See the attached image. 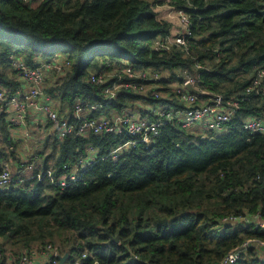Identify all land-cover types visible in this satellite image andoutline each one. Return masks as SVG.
I'll use <instances>...</instances> for the list:
<instances>
[{
  "label": "trees",
  "instance_id": "1",
  "mask_svg": "<svg viewBox=\"0 0 264 264\" xmlns=\"http://www.w3.org/2000/svg\"><path fill=\"white\" fill-rule=\"evenodd\" d=\"M162 2L0 0V86L8 93L21 87L13 58L34 67L62 52L69 64L61 71L45 67L41 87L70 119L76 98L103 105L88 117L110 110L145 113L143 106L132 107L136 100L183 106L169 85L186 75L205 91L201 98L238 100L224 131L202 135L165 123L150 143L123 149L116 160L108 154L125 139L120 134L71 132L59 143L55 133L50 142L44 138L51 152L34 154L39 161H17L20 168L31 163V170L15 172L0 188V248L8 242L41 249L50 242L68 250L65 264H209L249 239L264 241V228L253 222L224 220L264 218V132L241 126L247 116L264 118V87L245 93L255 71L264 69V0H168L188 16L187 52L176 44L153 48L171 32V22L154 10ZM96 55L101 59L94 70L127 62L157 71L162 95L127 87L106 101L103 90L116 75L90 82L86 67ZM85 144L94 147L95 159L78 168L79 178L65 187L49 182L47 168L54 176L67 172ZM14 152L2 113L0 170ZM232 264H264V252L249 246Z\"/></svg>",
  "mask_w": 264,
  "mask_h": 264
},
{
  "label": "built area",
  "instance_id": "2",
  "mask_svg": "<svg viewBox=\"0 0 264 264\" xmlns=\"http://www.w3.org/2000/svg\"><path fill=\"white\" fill-rule=\"evenodd\" d=\"M34 2L36 0H24ZM177 17V30L170 32L168 35L159 37L155 40L153 48L168 49L172 44L180 45L181 48L188 51L187 35L188 16L182 10H175ZM124 63V62H123ZM13 66L17 70V79L21 82V87L13 93H8L7 89L0 86V110L5 114L7 122L15 127L23 136L27 138L31 128L29 124L39 126L41 132L55 133V138L59 143L68 133H74L79 136H87L90 132H111L123 135L125 139L109 151V158L116 160L118 154L126 148L134 147L137 143L148 144L159 132L161 125L175 122L180 126L192 130L197 126H202L206 131L221 132L226 130L232 121L235 110L238 107V100L231 99L229 103L223 101L220 94L214 95L213 98L202 103L201 96L188 91L185 88L186 83L196 86V78L186 75L180 87H176L178 99L183 102V106L173 107L166 104H152V117H139L134 110L115 111L112 115L101 117H88L84 112L90 109H97L103 106L99 103H87L76 98L73 105L72 118L66 112L60 111L57 101L43 92L41 87L44 80L45 67L54 68L61 71L69 61H52L49 64L42 62L38 66L29 67L19 58H13ZM112 66H114L112 68ZM116 75L110 85L106 86L104 96L106 101L113 98L118 91L130 87L134 91L160 97L161 88L157 82L159 74L157 71L146 69H134L127 62L124 66L111 65L109 70H94L89 72L88 80L94 83H102L107 78ZM139 79L140 81H131ZM264 87V69H257L249 84L245 87V93L258 91ZM203 91V90H202ZM205 92V91H204ZM204 96V95H203ZM34 113V123L30 119L29 113ZM242 128L249 133L264 132V118L257 116H247L242 120ZM32 129V128H31ZM45 134V133H44ZM84 153L77 156L76 161L71 165L67 172L54 176L51 168H47L46 175L51 183H56L60 187L70 185L79 178L78 168L87 166L95 159V149L90 144L84 145ZM66 167V164L65 166ZM31 163L24 166V170L30 171ZM13 171L11 167L4 163L0 170V188L6 187L12 181ZM22 176H17L16 180L20 181ZM37 179H41V174L36 173ZM15 181V180H14ZM257 214L236 217L230 215L224 220L235 221L237 219H250L253 221ZM252 218V219H251ZM257 221V220H256ZM256 226L264 228V219H259L254 223ZM258 240V239H257ZM260 243L264 241L258 240ZM239 246L230 249L218 262L209 264H232L236 261ZM57 245L46 242L43 247H30L18 251L13 256L4 254L0 250V264H58L59 256L62 254ZM9 255V256H8ZM84 255V254H83ZM75 260L74 264H79Z\"/></svg>",
  "mask_w": 264,
  "mask_h": 264
},
{
  "label": "crops",
  "instance_id": "3",
  "mask_svg": "<svg viewBox=\"0 0 264 264\" xmlns=\"http://www.w3.org/2000/svg\"><path fill=\"white\" fill-rule=\"evenodd\" d=\"M161 1H163V2L162 3H155L154 10L157 12V15L159 17L166 19L169 22H171V32H175L177 30V17H176L175 9L173 8V6L171 4L167 3L168 0H161ZM51 60H54V61L57 60L58 61L61 59L58 57V54H57V55L53 56L51 58ZM159 86L161 88L163 85L159 84ZM169 86L180 87V83L173 82ZM205 101H207V100L202 98L201 100L198 101V103H202ZM138 106H143L145 108L144 110H147L143 114H141L139 111L136 112V110H134L139 117H152L153 116L151 103L144 102L142 100L134 101V103L132 104V107L136 108ZM114 112H115V110H110L109 112L108 111L107 112L102 111L99 115H97L95 117H97V118L101 117V116L107 117L108 115H112V113H114ZM2 113L3 112L0 110V114H2ZM85 114L87 115L88 111L83 113V115H85ZM34 116H35L34 113L31 111L29 113V117L31 120H33L34 123H37V122H35ZM3 117H4V120L6 121L9 134L13 138L14 146H15L14 157L13 156L9 157L8 160L4 163H7L11 167V170H12V167H14V169H15L14 173L15 172L25 173L27 170H24L23 167L20 168V165H18V163L20 164L24 160V158L31 157V156H34V158L36 160L38 159V161L40 159H42V158L35 156L34 154H37V152H39L40 150L46 149V144L50 140L47 143H45L44 138H47V137H44L45 134H42V133H46V132H41L40 127L38 128L39 130L36 127L32 128V130L35 133L34 136L29 135L27 138H25L23 136V133L19 134V131L17 129H15V127L12 124L10 125L9 123H7V119H6L4 113H3ZM29 125H30V127L32 126V124H29ZM192 131L195 133H201L202 135L205 133V129L202 128V126H200V125L197 127H194L192 129ZM51 135H53V133ZM26 139L29 141H32V142L26 143V142L22 141V140H26ZM17 161H19V162L16 165ZM259 219H264V218L257 216L255 219H253V221L250 219H243V218H240L237 220H238L239 224H243L244 222L248 224L250 222L255 223Z\"/></svg>",
  "mask_w": 264,
  "mask_h": 264
},
{
  "label": "rangeland",
  "instance_id": "4",
  "mask_svg": "<svg viewBox=\"0 0 264 264\" xmlns=\"http://www.w3.org/2000/svg\"><path fill=\"white\" fill-rule=\"evenodd\" d=\"M58 57L61 59L60 61H62V59H66V57H67V55L66 54H64V53H62V52H60L59 54H58ZM101 59V56H98V55H96V57H95V59L93 60V62L90 64V65H88L87 67H86V73L87 72H91V71H94V69H95V67H94V62L95 61H99ZM164 73H166V71H163L162 72V74H164ZM172 83L174 82V81H171ZM54 101H57L58 103H59V101H58V99H54ZM34 127H36L37 129L39 128V126H35L34 124H32V126H31V128H34ZM29 129V132H28V134L29 135H31V136H34V131L32 130V129ZM193 129V128H192ZM39 130V129H38ZM38 134V133H37ZM42 134H44V133H42ZM46 134H51V132H46L45 133V136L44 137H47V138H49V140H51L52 139V136L53 135H49V136H47ZM205 134V133H204ZM23 142H26V143H31L32 141H29V140H22ZM50 142V141H49ZM45 151L48 153H50L51 152V148L49 147V145H47L46 144V149H45ZM28 160H30V157H27V158H24V162H26V161H28ZM51 165V164H50ZM14 167H12V171H13V173H14ZM22 175H23V173H21ZM21 176V175H20ZM2 242V238L0 237V243ZM57 242H59L58 240H57ZM0 250L2 251V252H4V254H10V255H14V254H16L19 250H20V248H18L16 245H11L10 243H8V242H5V243H3V245H2V247L0 248ZM264 252V251H263ZM262 253V252H261ZM9 256V255H8Z\"/></svg>",
  "mask_w": 264,
  "mask_h": 264
},
{
  "label": "water",
  "instance_id": "5",
  "mask_svg": "<svg viewBox=\"0 0 264 264\" xmlns=\"http://www.w3.org/2000/svg\"><path fill=\"white\" fill-rule=\"evenodd\" d=\"M185 88L190 91L193 92L197 95L203 96L206 93L204 91H202L201 89H199L197 86L191 84V83H186ZM110 240L112 238H109ZM114 240H117V237H114ZM249 246H254L257 247L258 249L264 251V243H260L257 239H249L247 240L245 243L241 244L238 248V254H240L241 252H243L247 247ZM68 250H65L60 256H59V261L58 264H65L66 258L68 257Z\"/></svg>",
  "mask_w": 264,
  "mask_h": 264
}]
</instances>
